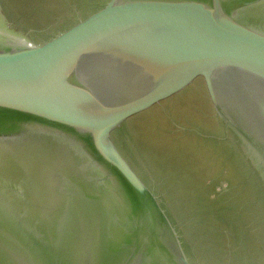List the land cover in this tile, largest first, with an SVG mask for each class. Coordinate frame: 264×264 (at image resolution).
Masks as SVG:
<instances>
[{
    "label": "water",
    "instance_id": "1",
    "mask_svg": "<svg viewBox=\"0 0 264 264\" xmlns=\"http://www.w3.org/2000/svg\"><path fill=\"white\" fill-rule=\"evenodd\" d=\"M0 8V264H193L116 144L199 85L264 186V0H94L52 25Z\"/></svg>",
    "mask_w": 264,
    "mask_h": 264
},
{
    "label": "rangeland",
    "instance_id": "2",
    "mask_svg": "<svg viewBox=\"0 0 264 264\" xmlns=\"http://www.w3.org/2000/svg\"><path fill=\"white\" fill-rule=\"evenodd\" d=\"M92 1L0 0V8L13 28L32 29L52 25ZM219 122L200 86L193 84L127 121L116 139L170 214L191 263L264 264L258 195L250 179H242L245 156L230 147Z\"/></svg>",
    "mask_w": 264,
    "mask_h": 264
},
{
    "label": "flooded vegetation",
    "instance_id": "3",
    "mask_svg": "<svg viewBox=\"0 0 264 264\" xmlns=\"http://www.w3.org/2000/svg\"><path fill=\"white\" fill-rule=\"evenodd\" d=\"M227 139H228V142H229V144H230V147H231V148L234 147L235 149H234V148H233V149H234V150L237 149L236 151L242 155L241 150H239V148H236V146H235L234 141L232 140V138H231L230 136H228ZM115 140H116V144H117L118 147L120 148L117 139H115ZM120 150H121V148H120ZM121 151H122V150H121ZM244 167H245V168H244L245 175H244V173L241 171V174L243 175L242 179H243L244 181H245V180H246V181H249V179H250L253 188H255L256 195H258V202H259V204H260V206H261V208H262L261 213H260V216L263 218V216H264V193H263V191H262V189H261V186H260L261 183L259 182V179H258L257 175L251 171V169L248 167V165L245 164ZM167 214H168V213H167ZM168 216L170 217V214H168ZM168 216H167V217H168ZM169 217H168V219H169Z\"/></svg>",
    "mask_w": 264,
    "mask_h": 264
}]
</instances>
